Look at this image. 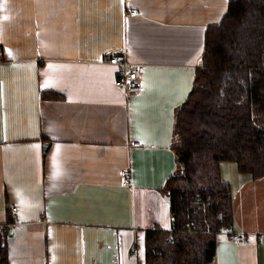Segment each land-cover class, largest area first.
<instances>
[{"label": "crops", "instance_id": "0c3cea01", "mask_svg": "<svg viewBox=\"0 0 264 264\" xmlns=\"http://www.w3.org/2000/svg\"><path fill=\"white\" fill-rule=\"evenodd\" d=\"M229 1L0 0L6 264H147V231L172 226L162 187L177 166L175 113L202 65L205 30ZM118 50L146 67L133 96L106 61ZM51 89L64 98L41 96ZM220 170L234 218L216 236L212 264H264V176L234 161ZM238 233L247 241L230 238Z\"/></svg>", "mask_w": 264, "mask_h": 264}, {"label": "trees", "instance_id": "16d2710c", "mask_svg": "<svg viewBox=\"0 0 264 264\" xmlns=\"http://www.w3.org/2000/svg\"><path fill=\"white\" fill-rule=\"evenodd\" d=\"M227 8L205 30L202 65L175 113L177 166L162 188L177 220L167 230L147 231V264H212L216 236L234 218L221 163L264 176V0H230ZM40 94L64 98L54 89ZM8 234L0 232V264L8 260Z\"/></svg>", "mask_w": 264, "mask_h": 264}, {"label": "built area", "instance_id": "2783aa9c", "mask_svg": "<svg viewBox=\"0 0 264 264\" xmlns=\"http://www.w3.org/2000/svg\"><path fill=\"white\" fill-rule=\"evenodd\" d=\"M129 14H136L137 12L135 9L126 10ZM106 61L108 63H111L118 67L119 74L117 75L115 81L116 85L119 87H123L126 91V93L129 96H133L135 93H139L142 90V84H143V76L145 74V66L142 63L131 61L128 57V54L125 52V50H118L111 53H108L106 56ZM140 141L135 140L132 142L133 146L139 145ZM121 176L123 177L122 186L129 187L132 182V173L130 168H123L121 171ZM15 206L10 207V213L15 214L16 213ZM171 221L172 224H175L177 218L174 213H171ZM12 223L8 222L5 224L3 228H6L10 232V227ZM186 227L188 228V231L192 229V225H189V223H185ZM230 238L232 240H236L239 243H244L247 241L246 236L244 234H235L230 235Z\"/></svg>", "mask_w": 264, "mask_h": 264}]
</instances>
